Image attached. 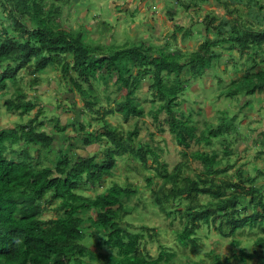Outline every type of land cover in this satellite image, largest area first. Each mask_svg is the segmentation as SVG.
Listing matches in <instances>:
<instances>
[{
	"label": "trees",
	"instance_id": "16d2710c",
	"mask_svg": "<svg viewBox=\"0 0 264 264\" xmlns=\"http://www.w3.org/2000/svg\"><path fill=\"white\" fill-rule=\"evenodd\" d=\"M198 1L208 0H193L195 4ZM0 3L8 11L15 32L11 33L6 27L0 32V96H6L8 89L14 86L12 93L4 98L7 110H18L21 115L38 106L37 99H28L19 85L21 70L26 69L31 75L27 84L34 88L38 85L37 75L50 65H56L69 89L84 99L79 114L83 116V112H90L101 121L99 128L88 130L82 119H72L76 130L73 136L66 132L68 125L62 124L58 116L54 117V128L65 144L60 146L51 164H45L41 156L52 149L55 133L43 127L44 121L39 119L43 113L41 106L27 122L0 127V264H173V252L164 247L156 256L143 252L139 248L143 232L130 231L121 225V220L134 209L127 198L138 193L135 187L113 182L94 196L79 188L103 183L105 175L112 173L117 156L124 153H130L143 165L147 164L149 156L161 163L150 144L133 143L136 128L124 135L118 126L107 120L114 112L120 113L125 120L133 114L143 113L136 93L145 79L149 82L152 103L159 101L148 111L158 118L165 110L170 131L177 142L184 144H188L187 139L194 138L195 125L176 114L178 95L185 90L190 78L201 77L220 59L223 51L218 46L238 48L240 53L247 55L242 64L244 74L228 93L263 92L264 20L257 14L258 24L244 23L239 16L221 18L215 23L217 14L208 13L204 40L195 50L187 51L185 57H181L176 49H168V40L165 48L154 44L144 48L132 43L106 51L108 45L87 42L81 30H66L51 21L52 11H45L41 0H0ZM184 4L190 8V2ZM169 15L173 18L174 13ZM180 31H183L182 37L191 34L189 28L175 25L174 40ZM100 70L115 75V92H120L112 106L101 104V92L95 84V79L102 75ZM106 77L103 76L101 82ZM103 84L104 96L110 99L108 84L106 81ZM231 127L212 126L196 136V140L210 144L213 137L225 134L226 129L230 132ZM105 137L108 145L102 148V158L73 151L74 141L81 142L79 146L83 143L88 146ZM195 155L204 162V175L183 176V163L167 171L162 162L163 167H156L157 175L163 179L159 185L146 177L152 187V201L166 210L167 201L187 198L188 222L177 233V240L182 245H190L193 250L199 245L196 231L202 223L217 222V230L224 234L247 225L259 226L263 233L255 238L253 249L250 252L241 249L239 254L232 255L242 260L255 258L258 264H264V189L252 184V176L245 178L246 183L218 179L215 172L222 169L216 154L196 152ZM201 194L212 198L202 202ZM54 200H58L55 208L61 213L44 217L45 204ZM130 205L133 209H129ZM87 210L92 214L84 215ZM176 210L181 211V208L176 207ZM167 212L170 214L171 208ZM85 224L104 231L97 233L98 238L92 245L86 241L94 234L86 232ZM153 234L149 233L151 237ZM237 243L234 240L235 246ZM103 247L110 250L105 251ZM214 256L219 264H227L228 257L220 261L218 255Z\"/></svg>",
	"mask_w": 264,
	"mask_h": 264
},
{
	"label": "rangeland",
	"instance_id": "374dc122",
	"mask_svg": "<svg viewBox=\"0 0 264 264\" xmlns=\"http://www.w3.org/2000/svg\"><path fill=\"white\" fill-rule=\"evenodd\" d=\"M41 1L45 11L48 9L52 11L51 21L54 20L55 24L66 30H81L82 37L87 42L108 45L106 51H110L112 47L117 49L132 43L141 44L144 48L150 44L165 48L164 44L168 40L170 43L168 49L171 51L176 49L178 55L185 57L187 51L195 50L204 40L205 17L208 13L217 14L215 23L221 18L231 19L239 16L244 23L246 21L248 24H258L257 14L264 20V0H208L198 1L197 4L193 0ZM185 2H190V8L185 7ZM171 12L174 13L173 18L169 17ZM10 22L8 11L4 10L0 3V32L6 27L11 33H15ZM175 25L189 28L191 34L182 37L183 31H180L177 33V40H174L172 34ZM218 49L223 51L220 59L215 61L201 77L190 78L185 90L178 95L179 105L176 114L189 119L188 122L195 125V136L187 139L188 144L177 142L175 135L169 129L165 110L159 113L158 118L148 111L159 101L152 103L147 79L142 82L136 93L143 106V113L133 114L125 120L120 113L114 112L107 116V120L112 125L118 126L124 135L127 131L136 128L137 135L134 136L133 143L150 144L158 153V161L165 163L167 171H172L178 163H183L181 167L183 176L204 175V162L197 158L195 153L216 154V159L221 160L222 169L215 172L218 179H232L246 183L245 178L252 176V184L264 189V152H261L264 150V132H262L264 91L230 95L228 91L233 87V83L244 74L245 66L242 64L247 55L240 53L238 48L218 46ZM99 73L102 74L101 78L95 79V84L101 92V104L112 106L120 92H115V75H107L104 70H100ZM19 74L20 78L17 77L19 85L27 93V98H36L38 106L43 108V113L39 116V119L44 121L43 127L55 133L52 149L42 153L41 156L45 164H51L56 159L60 146L65 144V140L60 139L59 131L54 128L52 121L54 117L58 116L62 124H67L66 132L73 136L76 130L72 121L76 118L84 121L85 129L100 127L101 121L90 112H83V116L79 114V109L84 107V99L69 89L67 81L62 78L59 66L50 65L44 72L39 73L38 85L34 88L28 87L27 83L31 75L26 69L21 70ZM105 75L107 77L103 78V82L106 81L108 84L110 99L104 96L105 84L101 82ZM13 87L8 89L10 91L6 96H0V127L14 126L18 122L25 123L33 117L38 108L37 106L31 112L21 115L18 110H7L4 98L12 93ZM218 125L222 127L232 125V127L230 132L226 129L225 134L213 137L210 144L204 141L197 142L196 136L198 137L202 131ZM80 144L81 142L74 141L73 151L82 155L96 154L98 158H102V148L108 145V140L105 137L88 146L84 143L79 146ZM32 153L36 155L33 150ZM161 163H156L149 156L147 164L143 165L130 153H124L117 156L112 173L105 175L103 183L97 186L82 185L79 190L94 196L113 182L135 187L138 193L127 198V201L134 205V209L130 205L129 209L133 210L121 220V225L130 231L143 232L139 248L151 256H156L160 248L164 247L174 253L173 264H219L214 255H218L220 261L228 257L227 264H258L255 258L242 260L232 253L239 254L241 249L250 252L254 247L255 238L263 233L259 226L247 225L235 232L224 234L217 230V222L202 223L196 231L199 243L196 249L193 250L190 245L179 243L177 233L188 222L185 208L189 201L185 197L169 200L166 203V210L152 201V187L146 177H151L154 184L159 185L163 179L157 175L156 167H161ZM210 198H212L210 195L205 194L199 196L202 202ZM57 204L58 200L46 203L44 217L60 214L61 210L55 208ZM176 207H180L181 211H177ZM169 208L172 211L170 214L167 212ZM83 214L92 213L87 210ZM84 227H87V233L94 234L88 238V241L85 240L89 245L94 244L95 239L98 238L97 233H104L103 230H97L91 225L85 224ZM149 233H154L153 237ZM234 240L238 242L236 246ZM103 250L110 249L103 247Z\"/></svg>",
	"mask_w": 264,
	"mask_h": 264
}]
</instances>
